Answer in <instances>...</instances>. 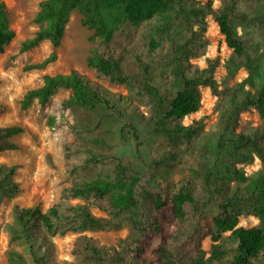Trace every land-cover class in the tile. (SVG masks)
<instances>
[{
	"label": "trees",
	"instance_id": "trees-1",
	"mask_svg": "<svg viewBox=\"0 0 264 264\" xmlns=\"http://www.w3.org/2000/svg\"><path fill=\"white\" fill-rule=\"evenodd\" d=\"M74 11L93 31L87 58L92 76L78 70L46 75L43 85L21 103L23 110L35 101L46 106L58 90L70 91L61 105L73 118V141L65 148L67 186L46 211L16 207L14 239L28 245L35 264H44L38 245L68 233L77 235L72 255L94 264H214L234 252L233 264H264V88L254 83L262 63L264 0H44L35 17L39 30L22 43L21 52L45 41L59 48ZM209 18L231 50L229 72H247L242 81L231 85L217 80L219 56L208 59L205 67L195 63L210 43ZM14 38L7 4L0 0V54ZM56 58L53 52L29 70ZM102 82L127 93H113ZM205 89L216 98V120L208 131L205 118L184 124L201 110ZM125 105L147 118L163 138L164 151L146 173L101 151L107 144L97 110L123 118ZM7 111L0 103V118ZM254 112L261 115V124L239 130L241 115ZM133 130L139 150L142 142ZM23 132L0 124V153L16 151L15 138ZM209 132L216 134V143L193 151ZM256 160L260 169L247 176L245 169ZM183 162L188 169L183 180L161 189L150 184L154 172ZM15 176V166H0V206L20 193ZM212 213L216 216L210 222ZM243 217L259 222L246 228L239 225ZM125 224L128 234L115 245H102L88 235L118 232ZM209 237L212 245L206 252L203 242ZM155 239L156 260L148 262L145 255ZM9 263L28 264L18 252Z\"/></svg>",
	"mask_w": 264,
	"mask_h": 264
},
{
	"label": "rangeland",
	"instance_id": "rangeland-1",
	"mask_svg": "<svg viewBox=\"0 0 264 264\" xmlns=\"http://www.w3.org/2000/svg\"><path fill=\"white\" fill-rule=\"evenodd\" d=\"M8 7L10 26L15 32V38L0 54V103L8 107L5 116L0 118V124L5 126H18L24 132L15 138L18 149L13 152L0 153V166H15V179L20 184V193L3 201L0 206V264H10L9 258L12 253L18 252L25 256L28 264H35L29 253L28 245L22 239H14L17 235V221L15 208L40 207L46 211L53 206L61 197L63 189L67 186L65 176V148L73 141L70 123L73 121L68 110L62 109L61 105L70 91L60 89L46 106H41L37 101L23 110L22 100L25 95L43 85L46 75H66L73 70L92 76L87 67V58L90 56L92 43L89 38L93 31L81 24L82 15L79 11L71 14L70 22L66 28L61 46L54 49L49 41L41 43L37 48L29 52H21L24 41L31 39L39 30L35 17L40 10V3L44 0H4ZM207 2L208 0H202ZM220 3L215 2V7ZM209 27L207 37L210 41L205 55L195 61L201 67L207 65L208 59L220 57V67L216 72L218 81H226L231 85L246 78L247 72L239 70L229 72L226 64L231 50L224 46L218 24L211 18L208 19ZM56 53V60L42 69L29 70L30 66L41 64L51 54ZM262 63L259 74L255 78L257 89L264 88V46L261 47ZM102 84L111 92L126 95L127 90L123 87L113 86L107 82ZM216 98L211 95L209 89L203 92V106L198 113L187 116L185 125H190L194 120L205 118L206 131L216 120ZM125 116L123 118L107 115L104 109L96 112V117L102 116V137L107 147L101 151L121 158L125 163L134 167L140 173H146L152 168L155 158L161 156L164 151L162 136L153 131V126L147 118L136 114L135 110L127 105L122 107ZM262 122L258 112L242 114L239 120V130L245 126H257ZM133 127L138 132L142 147L138 150L133 135ZM216 143V134L209 132L205 139H201L195 145L193 151L207 144ZM260 169V162L246 168V175ZM188 176L187 165L183 164L170 169H162L153 173L150 184L157 188H165L167 182L173 185ZM170 188V187H168ZM96 215L100 213L92 210ZM216 214L208 217L211 222ZM259 220L255 217H243L239 225L251 228ZM128 234V227L121 231L111 233H89L88 235L100 241L102 245H115L119 238ZM76 234L68 233L56 236L47 244L37 246L38 257L43 259L44 264H94L72 255L73 243ZM158 240L153 241L145 258L148 262L156 260L155 250ZM212 245L211 238L203 242V249L208 252ZM237 253H232L214 264H233Z\"/></svg>",
	"mask_w": 264,
	"mask_h": 264
},
{
	"label": "built area",
	"instance_id": "built-area-1",
	"mask_svg": "<svg viewBox=\"0 0 264 264\" xmlns=\"http://www.w3.org/2000/svg\"><path fill=\"white\" fill-rule=\"evenodd\" d=\"M218 30H219V33H220V29H219V26H218ZM220 35H221V37L223 38V40H224V46L226 47V48H228V46H227V44H226V42H225V39H224V36L220 33ZM229 49V48H228Z\"/></svg>",
	"mask_w": 264,
	"mask_h": 264
}]
</instances>
